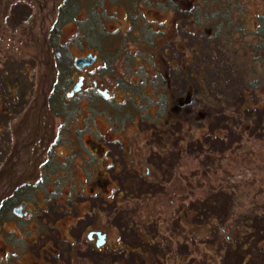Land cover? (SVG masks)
Returning <instances> with one entry per match:
<instances>
[{"label":"rangeland","instance_id":"374dc122","mask_svg":"<svg viewBox=\"0 0 264 264\" xmlns=\"http://www.w3.org/2000/svg\"><path fill=\"white\" fill-rule=\"evenodd\" d=\"M128 2L0 0V264H222L225 248L220 249L216 235L225 209L207 226H198L202 222L188 218L185 210L207 195L209 185L220 183L226 192L235 193L236 211L264 214V138L255 140L249 126L245 134L233 127L235 143L219 153L222 147L207 141L211 128L204 112L200 107L184 108L193 85L187 87L181 71L172 72L168 65H176L180 57L184 63L194 60L192 51L198 44L205 52L198 54L196 63L201 62L202 72L212 66L210 73L206 68L203 83L210 80L224 90V75L215 74L225 67L218 61L221 55L230 64L236 60L247 69L257 66L264 82V66L251 61L264 0H233L230 11L241 32L233 30L229 40L225 34L215 39V28L224 21L220 5L198 6L199 19L194 25L187 23L184 32L181 20L178 30L175 15L166 14L157 0H136L134 29L140 30L132 29ZM63 5L70 12L61 27ZM93 9L98 13L91 15ZM139 13L151 23L142 25ZM11 15L13 24L7 21ZM148 27L163 35L154 39ZM116 29L139 40L130 36L126 41L125 34L102 39L101 30ZM55 30L56 38H51ZM98 44L104 47V58L114 56V80L120 81L110 88L111 99L84 92L77 105L66 106L59 117V99L52 100V94L63 83L65 69H59L49 45L67 66L73 56L85 55ZM16 79L30 81L32 92L26 100L20 85L11 82ZM102 80L109 88L108 78ZM5 82L11 84L10 92ZM232 89L227 90L230 101L241 103ZM247 97L248 103L254 101L252 93ZM177 106L183 107L179 114ZM139 176L148 183L140 182ZM124 189L134 193L127 202ZM18 203L28 204L27 219L11 215ZM121 217L131 222L130 227L122 228ZM92 231L106 234L104 246L89 243ZM137 235L158 243L144 244ZM136 247L142 249L131 251Z\"/></svg>","mask_w":264,"mask_h":264},{"label":"trees","instance_id":"16d2710c","mask_svg":"<svg viewBox=\"0 0 264 264\" xmlns=\"http://www.w3.org/2000/svg\"><path fill=\"white\" fill-rule=\"evenodd\" d=\"M195 2H197V6L194 7ZM224 2L225 3H223V0H189L188 4H192L191 6L193 7V9L191 7L190 12L194 11L193 14H190L188 11H180L179 15H191L194 17V20H197L199 19L198 6L203 7L204 5L209 6V4H211L214 8H218V5H220L222 12L221 17L224 21L215 28V39L219 40L221 36L225 34L224 36H227L226 38L229 40L233 37V34H231L233 33L232 31L238 30L241 32V27L237 28V21L233 19V12L230 11L233 0H228L227 3L226 1ZM214 11H218V9H214ZM17 17H19V15ZM14 20L15 18L13 15L7 19V21H10L12 24ZM260 20L262 21V26L259 35H257L259 41H257V45L252 49L254 57H252L251 61L256 64L259 62L264 66V17L261 16ZM232 23L234 24L233 28ZM214 46L216 47L217 43L214 44ZM218 47L216 49L220 54L219 50H221V47ZM200 52L204 53L205 51L197 44L196 48L192 51V57L194 60L189 63H184L183 58L180 57L177 61V69L181 71L182 78L187 83V87L193 85L191 86L192 90H190L188 96L189 101L184 105V108L192 109L200 107L201 111L205 114L204 119L209 121L211 129L207 141H216L222 147L219 149V153H224L231 148L233 143H235L231 140L232 135H234L231 132L233 127H241L243 132L242 134H245V130L248 128L247 126L252 128L251 136L254 137L255 140H263L264 97L259 98L255 94L263 93L264 95V82L260 80L261 78H258V67L255 66L252 69H247L245 65L240 66V62L236 60L230 64L227 63L225 55H221L222 57L218 61H223L225 67L222 68V71L215 74L216 76L220 73L224 75L221 78L225 81L226 86L224 90H222L220 88L221 86L219 88L217 86H213V81L208 80L207 83H203L201 81L204 72L208 69L206 72L210 73L212 66L210 68L206 67L207 69L205 68V71L202 72L201 62L196 63L197 56ZM189 65H193L196 71H194V69L193 72L189 70ZM229 87H233L231 92H234L235 96L239 95L241 103L237 104L234 102L232 104L229 94H227V90L230 89ZM250 93H252V96L254 97V101L252 103H248V101H246L248 98L247 94ZM182 108L183 107L180 108V106L176 107L178 114ZM232 109L236 110L234 116L232 115ZM171 116H169L170 119ZM178 116H175L176 122H180ZM160 130L165 131V128H161ZM216 130H218L221 134H216ZM169 131L171 132L172 129H169ZM240 138H242L241 135ZM214 145L217 147L216 143ZM139 179L140 182L148 183L145 176H139ZM208 190L209 192L206 196H204V198L197 200L195 204L190 207L191 209H188L191 212L185 210L184 213L188 218L193 217L196 219V222H202L201 224H198V226H207L212 224L209 219L214 216L221 217L222 210L225 209L223 220L219 222L220 227L217 228L216 235L221 245L220 249L224 250L225 248V255L222 264H231L232 261L233 264H246L248 259H252V264H264V214H257L253 212V210L248 209L241 212L236 211L235 193L233 191L231 194L226 192L227 190L225 187H222L220 183H218L217 187L209 185ZM124 192L126 193L128 190L124 189ZM125 193L122 198L127 202L133 197L134 193L128 192L127 196ZM125 219L127 218L121 217V223L123 225L122 228L126 227L127 229L130 227L131 222ZM138 240L144 244L148 242L158 243L156 239H144L141 236H139ZM140 249H142V247H136L131 251H140ZM256 261H259V263H256Z\"/></svg>","mask_w":264,"mask_h":264},{"label":"flooded vegetation","instance_id":"af4514ba","mask_svg":"<svg viewBox=\"0 0 264 264\" xmlns=\"http://www.w3.org/2000/svg\"><path fill=\"white\" fill-rule=\"evenodd\" d=\"M128 1H129L128 2L129 3L128 6L132 8V11H130L132 13V15L128 11L129 8L127 9L128 6L126 7V12H127V14L129 13V15H130V16H128L129 17V23L132 26V29H134L135 28V22L138 20L137 17L133 16L134 15V13H133L134 10L133 9L136 6V4H135L136 0H128ZM188 2H189V0H157V3L159 4L160 8L162 10H164L166 14H168V15L169 14H174L175 15V19L172 16L171 17L175 20V21L173 20L174 21V25H175L176 29L178 28V30H179L178 20H181L180 23L183 24V26L181 27L182 28L181 30H183V31H184L185 25H187V23H191V24L194 25V22H195L194 21V17L191 16V15H189V16L179 15L180 11H188V12H190L192 4H188ZM102 4H103V2H102ZM113 4L116 7L120 6V5H118V3H117V5H116V3H113ZM185 4H187V5H185ZM184 5L186 6V9H183V10L181 9L180 10L179 9L180 6L183 7ZM62 8L61 9H62L63 17L60 18V20H59L60 25L62 24L61 27L65 24L66 19L68 20V18H69L68 14L70 12V8H69L68 5H63ZM192 9H193V7H192ZM76 12H78V11H76ZM102 12L107 13V11L104 10V9H102ZM193 12L194 11L190 12V14H193ZM20 13L23 15L25 13V10L21 9ZM97 13H98L97 9H93L90 14L91 15H93V14L95 15ZM21 14H19V17H21ZM139 14L141 15V19H143V21L141 22L142 25H147V24L151 23L146 18H142L143 17L142 13H139ZM17 16L18 15H16V17ZM145 23H147V24H145ZM58 24H55V26L57 27ZM13 27H16V26H13ZM148 29L151 30L152 37L154 39L156 38V35H158V34L163 35V31H161V30L159 32H157V31H154L152 29V27H148ZM59 30H60V26H59ZM134 30H140V28L136 27V29H134ZM101 31H102V33H101L102 34V39L103 38L106 39V37H110V36H112V37H114V36L122 37L123 36L125 38V35H126L125 33L119 32L118 29H116L115 32H110V33H108L105 30H101ZM55 33H56V30L51 33V38L52 37L56 38V35H53ZM58 33H59V31H58ZM130 36L133 39H138L139 40V37H135L133 33H130L126 37V41L130 40ZM124 41H125V39H124ZM139 44L142 45V46H145L146 43L139 41ZM52 49L54 50L55 48L52 45H49V47H48L49 54L52 53L54 55L55 63L56 64L59 63V69L61 68V66H63V68L65 69L64 70L65 72H63V75H62L63 76V83L62 84H60L61 82L59 83L58 87H56L55 93H53L54 88L51 91V94L53 93L52 94V100L54 98L59 99V106L57 108L58 109V113H59L58 114L59 117H63L62 113H63V110L65 109L66 106H68V105L76 106L77 105V101L76 100L79 98V95H84V92L86 94L87 93L88 94H93L94 93L96 96L100 97L101 99H103L105 101H109L111 99L110 88H112V86H114V85H117V82H120V81H119V79L114 80V72H113V70H114L113 69V64H114V61H115L114 60V56H113L112 59L109 58L108 60L106 58H104L103 57L104 47L102 46V44H98L96 47H93L92 51L88 52L85 55L73 56V57L71 56L72 57V63L70 65H67V66L63 64V56H62V54L60 52H58V51H55V50H54V52H52ZM57 49H58V47H57ZM115 53H116V51H115ZM163 54H166V50H164ZM129 55H131V54H129ZM80 59H86V60L93 59L94 61L91 64H89V65H84L83 63L76 64V60H80ZM162 59H163V57H162ZM143 61L144 62L147 61L146 57L143 58ZM164 62L166 63V61H164ZM152 64H154V63H152ZM57 65H54V69H56V71H57V68H55V66H57ZM168 65L171 68L172 72L174 71L175 68H178L177 64L174 65L171 62H168ZM89 75H92L91 78H89L90 77ZM104 78H108L107 87H109V88H105L104 87V83H103V80H102ZM11 82L12 83L14 82L15 85H18V86L20 85L18 88H20L21 91L23 92V97H24L25 100H26V98H25L26 94L27 95H29V94L31 95L32 91L30 90V87H31L30 81L28 82L26 79L25 80L24 79H20V80L17 81V79H16V80H13ZM4 85H5V89L9 90V92H10V87L9 86L11 84L9 85V83L5 82ZM167 86H168V84H167ZM77 87H78L77 92H75L72 96L69 97L68 94L72 93V91L75 88H77ZM169 95L173 97V95L171 93H169ZM12 96L15 97L13 94H12ZM63 96H64V99H63ZM88 96H91V95H88ZM166 99L167 100L171 99V97H168V98L166 97ZM86 100H87L86 103H87V108H88L89 104L93 101V97L87 98ZM131 102L135 103V99L132 98ZM117 104L121 105L122 103H117ZM5 119H7V117ZM13 121L14 120H12L11 123ZM76 123L77 124L79 123L78 120L76 121ZM154 127L156 128V125ZM64 128L66 129V127H64ZM76 133L78 135L79 134L81 135V130H76ZM90 134H93V130H90ZM85 149L88 150L87 148H85ZM97 162H98V164L100 163L99 160H97ZM18 205L19 206L17 208H13L11 210V215H13L15 217H18V218L27 219L29 217V212L27 211V205L28 204L27 203H23V204H19L18 203ZM91 233H93L92 238L88 240V236H87V240L89 241V243H94V245L96 247L97 237L95 236V233H97V232H93V231L89 232V234H91ZM106 239H107V236H106ZM105 244H106V241H105ZM53 257H55V256H53ZM60 258L61 257H59L58 259L60 260ZM59 260L57 262H59ZM61 263L65 264L64 261H61Z\"/></svg>","mask_w":264,"mask_h":264},{"label":"water","instance_id":"95a60500","mask_svg":"<svg viewBox=\"0 0 264 264\" xmlns=\"http://www.w3.org/2000/svg\"><path fill=\"white\" fill-rule=\"evenodd\" d=\"M94 60L93 59H89V60H86V59H80V60H76V64H80V63H83L84 65H89L93 62ZM78 90V87L75 88L72 93L68 94V96H72L75 92H77ZM93 236V233L89 234L88 235V240L91 239ZM95 236L97 237V242H96V247L97 248H100L102 246L105 245V241H106V235L105 234H102L100 232H97L95 233Z\"/></svg>","mask_w":264,"mask_h":264}]
</instances>
